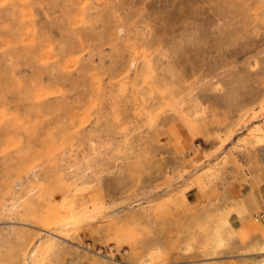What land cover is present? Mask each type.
<instances>
[{
	"label": "rangeland",
	"instance_id": "374dc122",
	"mask_svg": "<svg viewBox=\"0 0 264 264\" xmlns=\"http://www.w3.org/2000/svg\"><path fill=\"white\" fill-rule=\"evenodd\" d=\"M260 162L264 0H0V264L263 263Z\"/></svg>",
	"mask_w": 264,
	"mask_h": 264
},
{
	"label": "crops",
	"instance_id": "0c3cea01",
	"mask_svg": "<svg viewBox=\"0 0 264 264\" xmlns=\"http://www.w3.org/2000/svg\"><path fill=\"white\" fill-rule=\"evenodd\" d=\"M247 175L249 178L235 196L229 222L233 227L242 228L254 219L264 236V163L252 164Z\"/></svg>",
	"mask_w": 264,
	"mask_h": 264
},
{
	"label": "bare ground",
	"instance_id": "6f19581e",
	"mask_svg": "<svg viewBox=\"0 0 264 264\" xmlns=\"http://www.w3.org/2000/svg\"><path fill=\"white\" fill-rule=\"evenodd\" d=\"M260 264H264V262L263 263H260Z\"/></svg>",
	"mask_w": 264,
	"mask_h": 264
}]
</instances>
